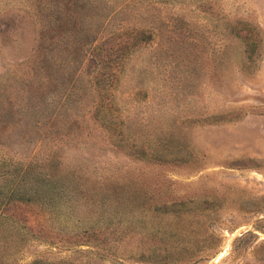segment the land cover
<instances>
[{"label": "rangeland", "instance_id": "1", "mask_svg": "<svg viewBox=\"0 0 264 264\" xmlns=\"http://www.w3.org/2000/svg\"><path fill=\"white\" fill-rule=\"evenodd\" d=\"M3 220L0 264H264V0H0Z\"/></svg>", "mask_w": 264, "mask_h": 264}, {"label": "trees", "instance_id": "2", "mask_svg": "<svg viewBox=\"0 0 264 264\" xmlns=\"http://www.w3.org/2000/svg\"><path fill=\"white\" fill-rule=\"evenodd\" d=\"M56 156H57V154H55L54 151L46 153L45 158H44V161H46V162L44 163L43 166L39 165V169L37 171H35V172H37V174L33 175L34 177L32 175H30V172H33V168H31V166H30L32 161H29V163L26 164L25 167L21 166L20 170H21L22 176L19 180V182H20L19 184H21L23 187L29 186L31 189H34V190L37 189L36 186L48 185L46 187H51L52 184H55L57 178H56L55 174H52V172L55 170L54 168L57 165ZM62 174H71V172L68 173V170H65ZM62 178H64V177H62ZM70 182L65 185V187H66L65 189H67L69 192L68 198H74L73 196H70V195L74 194L73 187L70 186ZM58 193H60V192H58ZM83 193L79 192L77 195L80 196L81 198L85 199L84 197H86V194H83ZM85 201H87V199ZM88 202H89V200L87 201V203ZM5 225H6V222L4 220L1 221L0 222V229L2 226H5ZM8 226L10 228L8 231L14 229V227L12 225H8Z\"/></svg>", "mask_w": 264, "mask_h": 264}]
</instances>
